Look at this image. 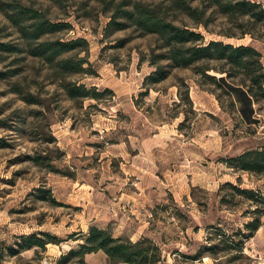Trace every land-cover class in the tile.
Instances as JSON below:
<instances>
[{
  "label": "rangeland",
  "instance_id": "rangeland-1",
  "mask_svg": "<svg viewBox=\"0 0 264 264\" xmlns=\"http://www.w3.org/2000/svg\"><path fill=\"white\" fill-rule=\"evenodd\" d=\"M138 1L163 2L0 0V42L23 43L9 18L20 3L67 24L44 38L85 39L71 54L88 60L87 72L66 78L91 90L90 97L72 99L62 76L40 59L0 51V264H129L103 250L66 256L80 249L92 226L151 239L161 249L157 264H264V217L236 259L237 252H217L216 259L207 250L242 238L256 208L228 182L264 195V174L228 164L264 145V97L254 103L251 122L225 87L195 65L170 67L161 37L121 16ZM191 2L198 18L171 14L207 40L253 44L264 53V22L231 18L209 0ZM113 18L126 27L118 29ZM246 28L253 34L241 37ZM228 81L253 84L244 74ZM36 236L46 246L25 249Z\"/></svg>",
  "mask_w": 264,
  "mask_h": 264
},
{
  "label": "trees",
  "instance_id": "trees-1",
  "mask_svg": "<svg viewBox=\"0 0 264 264\" xmlns=\"http://www.w3.org/2000/svg\"><path fill=\"white\" fill-rule=\"evenodd\" d=\"M210 6H216L220 11L231 18L239 19L249 17L254 23L264 22V4L255 0H209ZM164 2L168 3L166 10L163 8ZM15 14H9V18L19 27L22 34V44L12 42H0V51L26 52L27 58L40 59L47 66L48 71H52L62 76L61 85L72 98L90 97V91L85 84H78L77 81H67L66 76L76 73L87 72L85 63L88 60L71 54L81 43L87 44L83 38L62 40L61 38H44L57 31L64 29L67 24L63 22L54 23L45 18L38 10L29 8L23 4H17ZM173 10H181L193 18H198L199 7H194L191 0H163L161 3H145L138 1L132 9L122 10L121 16L126 21H131L145 34H158L163 40L162 47L166 49L163 54L169 60V66L190 67L195 65L197 72L204 78H209L221 83L225 91L232 97V106L239 108L246 120L253 122L256 112L254 103L259 102L264 97V63L263 53L255 45L227 43L223 40H207L206 35L201 31L187 24L184 20H179L178 14H171ZM33 13V14H30ZM32 19L30 24L26 20ZM111 24H116L118 29L126 27L127 22H118L113 18ZM196 24H207L200 20ZM196 27V26H195ZM226 34V33H225ZM241 37L253 32L246 28L241 30ZM229 37L238 36V33H227ZM223 62L215 65L213 62ZM227 74L217 76L210 74L211 71ZM167 72H163V78L167 77ZM244 74L249 77L252 85L245 87L235 85L228 81V77H235ZM154 82L163 78H155ZM59 79V78H58ZM257 85V90L255 86ZM96 97L100 94L96 92ZM33 99V100H32ZM35 98H27L30 103ZM228 164L237 170L254 174H264V145L248 149L243 153L231 157ZM226 186L238 191L244 198L256 204L253 211L252 220L246 223L248 232H245L239 240L226 238L220 247L211 245L207 250L211 256L217 257V252L231 254V260L243 254L246 242L254 237L263 224L264 217V195L261 190L252 188H241L232 182ZM225 235H227L225 233ZM35 246L45 247L46 242L37 238H30L25 249ZM23 247V248H24ZM217 248V249H216ZM103 250L114 262H127L129 264H157L161 260V249L147 237L137 241L129 238L115 237L109 230L98 226H92L85 243L81 244L79 250H71L66 256L81 255Z\"/></svg>",
  "mask_w": 264,
  "mask_h": 264
},
{
  "label": "crops",
  "instance_id": "crops-1",
  "mask_svg": "<svg viewBox=\"0 0 264 264\" xmlns=\"http://www.w3.org/2000/svg\"><path fill=\"white\" fill-rule=\"evenodd\" d=\"M263 53V52H262ZM263 63H264V53H263ZM261 230H259V233H260ZM259 233L257 234V236L259 235Z\"/></svg>",
  "mask_w": 264,
  "mask_h": 264
},
{
  "label": "built area",
  "instance_id": "built-area-1",
  "mask_svg": "<svg viewBox=\"0 0 264 264\" xmlns=\"http://www.w3.org/2000/svg\"><path fill=\"white\" fill-rule=\"evenodd\" d=\"M47 264H52V262H50L49 260L46 261Z\"/></svg>",
  "mask_w": 264,
  "mask_h": 264
}]
</instances>
